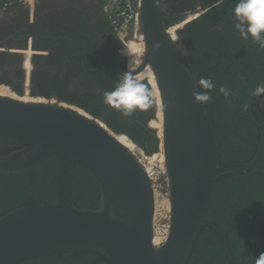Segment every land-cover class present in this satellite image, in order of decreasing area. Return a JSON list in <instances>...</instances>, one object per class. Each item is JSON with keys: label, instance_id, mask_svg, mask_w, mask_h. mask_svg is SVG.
I'll list each match as a JSON object with an SVG mask.
<instances>
[{"label": "water", "instance_id": "95a60500", "mask_svg": "<svg viewBox=\"0 0 264 264\" xmlns=\"http://www.w3.org/2000/svg\"><path fill=\"white\" fill-rule=\"evenodd\" d=\"M98 2L105 20L100 0ZM37 4L32 8L25 5L30 18ZM166 4V0H161L159 5L153 0H141L139 11L145 48L139 67L148 66L153 74L162 112L161 138L148 126L155 114L153 104L150 118L145 122L134 121L156 138V151L146 154L131 139L145 156L162 149L166 197L170 202L166 238L159 244L153 242L154 185L139 159L116 139L117 134L127 135L109 128L104 122L109 118L94 110L97 116L56 95L33 96V80L37 78H31V55L28 82L22 79L21 93L11 91L18 97L27 92L30 97H40L45 102L0 95V137L29 142L0 157V173L27 172L40 167L47 159H54L58 164L54 198L20 205L0 217V264H19L63 253L78 256L81 252L98 254L108 264H186L202 227L212 229L219 236L228 261L241 264L231 254L224 231L207 212L220 176L246 174L263 158L264 122L255 123L259 138L249 160L220 163L216 125L207 103H196L192 96L197 90L203 91L198 87L200 79L193 75L186 61L187 53L179 51L177 46L181 32L201 19L208 7L199 4L195 8L176 9ZM186 12L194 18L180 26ZM169 13L174 17L172 20H167ZM174 26L180 28L175 31L176 40L173 41L169 30ZM31 39L29 36L27 44L17 50L22 52L29 47L30 51H35L30 49ZM156 43L160 45L158 50L153 48ZM102 70L120 76L127 71V61L122 69L102 67L95 71ZM53 85L70 99H92L90 107L98 108L96 95L75 99L65 87ZM254 98L264 107V99L255 95ZM60 103L74 106L84 114ZM79 170L88 175L98 190L94 209L80 208L73 200V185Z\"/></svg>", "mask_w": 264, "mask_h": 264}, {"label": "flooded vegetation", "instance_id": "af4514ba", "mask_svg": "<svg viewBox=\"0 0 264 264\" xmlns=\"http://www.w3.org/2000/svg\"><path fill=\"white\" fill-rule=\"evenodd\" d=\"M175 1L176 7L173 8H181V0ZM216 1L218 4L214 7L221 5L214 10L209 8L211 5L208 6L207 13L201 19L187 26L181 32L177 46L178 49H181L179 51L187 53L186 61L196 79L205 77L201 73V69L196 68V61L198 62L201 58L203 68L208 66V74L215 76L212 81L216 87L224 86L233 93L226 100V104L231 105V113L234 112L242 118L236 123L240 126L238 130L241 131H231L228 137L234 142L225 145V147L230 148L232 153H241L242 151L251 153V158L258 141L248 138V128L243 125L242 121L246 120L255 127L256 121L264 122L263 118L258 119L254 116L264 107L260 106V102L252 94L258 85L264 84V48H260L251 40H242L235 30L233 9L237 0ZM166 3L170 5L168 2ZM184 4H187V8H191V6L195 8V6L201 5V0H186ZM230 6L231 14L226 11V8L229 9ZM188 13H185L182 20L186 19ZM193 18L194 16H190L186 21ZM178 28L179 26L170 28L169 33L172 39H175V31ZM29 36L32 37L30 49L35 51L19 52L17 49L20 50L27 44ZM128 48L125 52L121 51L118 40L111 33V29L101 15L98 0H40L31 18L25 5L14 1L0 0V93L9 95V92L3 91L2 88L21 93L22 79L25 78L26 70H30L28 58L33 55L31 78L52 80L55 84L65 87L66 91L71 92V96L75 99L96 95V100H99L98 108L90 107V109L112 121L122 120L124 122V129L117 132H123L129 137L128 139L126 136L120 135L126 141L127 148L143 164L153 182L154 228L162 239L168 231L167 212L170 211V202L158 183L160 173L163 178L165 177L163 159L160 158V155L154 161L149 160L134 144V142L138 143L139 127L135 125L133 119L137 117L138 121H144L147 117L150 118L152 106L146 110H137L132 114L133 117H126L118 110L112 112L115 109L104 103L103 93L111 91L120 76L110 70L95 71L102 67L122 69L126 65V61L128 66L130 58L138 67L142 56L138 57L137 53L144 52V48H140V44ZM193 52L200 54L195 53L197 60ZM133 54L134 56H128ZM213 60L218 61L216 66L212 65ZM147 69L149 68L147 67ZM148 84L152 87L155 97V115L148 122V126L155 129L161 138L162 112L153 75L148 80ZM23 96L29 97L28 95ZM260 97L264 99V95ZM22 100L27 99L23 97ZM35 101H42V99L37 97ZM60 105L84 114L74 106L65 103H60ZM208 108L210 114V104ZM243 110L246 113H243ZM217 117L220 118L219 115ZM216 121V125L219 127V120ZM118 138L122 140L121 137ZM152 142L143 143V149L149 151ZM28 144L29 142L20 143L0 137V157ZM159 153L162 154V151L160 150ZM232 153L229 151L230 155ZM42 166L43 164L40 166V176L43 172ZM19 198H21V203L16 200ZM37 200L32 203L51 201L48 199L44 201L43 198ZM13 202H17V204L14 205ZM7 203L10 204V207H7L0 217L20 205L31 204L29 203V170L14 174L0 173V207L1 204ZM262 221L261 214L253 218L252 227L249 226L251 232L246 235L249 236V242L262 245L264 240ZM163 222H165L164 225H162ZM245 239L242 238V241L244 242ZM56 259L60 260V262L57 261L58 264H92L90 258L83 255H78L76 258L70 256ZM25 262L19 264H26ZM27 262L29 261L27 260ZM34 264L45 263L35 259Z\"/></svg>", "mask_w": 264, "mask_h": 264}, {"label": "trees", "instance_id": "16d2710c", "mask_svg": "<svg viewBox=\"0 0 264 264\" xmlns=\"http://www.w3.org/2000/svg\"><path fill=\"white\" fill-rule=\"evenodd\" d=\"M185 1L186 0H181V8L187 6V4H184ZM166 2L170 3L171 7H176L175 0H166ZM216 2V0H201V5L203 7H208ZM219 6H216L211 10L216 9ZM226 9V11H229L231 14V6L229 9ZM173 18L174 17L171 13L167 14V20H172ZM212 20L214 21V19ZM216 52L218 51L216 50ZM193 53L195 59L197 60L196 54L199 53ZM217 63L218 61L216 60L212 61L213 66H216ZM196 68H200L201 73L204 74L203 76L206 78H210L212 80V78L215 77L213 74H208V66L203 68L201 58L198 62L196 61ZM33 83L34 86L32 87L31 91L33 96H44L45 98H49L51 95H56L58 99L74 102L91 114L97 116L96 113L90 109L89 103H91L92 99H70L57 86L53 85L55 84L53 81L48 82L46 80L37 79L36 81L33 80ZM218 89L219 87H216L210 91L212 98L209 102H207V108L210 104V116L213 118L214 125L217 124L216 120H219L220 124L219 127L216 125L215 128L219 145L220 163L247 161L250 159L251 153H247L246 151H242L241 153H232L230 148L225 147V145H229L230 143L234 142L230 140L228 134L231 131H241L238 130L240 126L236 123L241 121L242 118L238 114H234V112L231 113V105L226 104V100H228L229 97L233 95V93L225 98L224 95L218 91ZM244 104L242 105L243 107ZM243 113H246V111L243 110ZM255 114L256 115L254 116L258 119H264V108L260 109L259 113ZM217 115H219L220 118H218ZM133 116L134 115H131L130 117ZM134 119L138 121L137 118L134 117ZM145 120L140 122H145ZM229 121H231V123H229ZM104 122L114 131H120L124 129V122L122 120L112 121L110 119H104ZM134 123L139 127V138H137L138 143H136L143 149V143L147 144V142L153 141L149 151H156V138L137 122ZM242 123L248 128V138L253 141L256 140L257 142V128L246 120L242 121ZM18 142L24 143L25 141L19 140ZM144 151L146 154L149 153V151ZM229 151L232 153V155L229 154ZM42 167L43 172L41 176V167H36L32 170H29V203L36 202L38 201L37 199L41 198H43L44 201L46 199L52 200L54 198V182L58 170L57 161L54 159H47L44 161ZM72 197L75 204L83 209H94L97 205L98 190L94 182L81 170L77 172L73 185ZM16 200L21 203V198ZM13 203L14 205L17 204V202ZM7 207H10L9 203L1 204L0 214H2V212H4ZM259 214L263 216L261 228L264 234V156L261 161L246 174H224L220 176L216 181L213 197L207 212V216L216 224H218V226L224 231L231 254L241 264H255L256 257H258L261 253H264V240L262 241V245H258L255 242H249V236H246L249 234V232H251L249 226L252 227L253 218ZM242 238H246L244 242L242 241ZM78 255L89 257L92 264H108V262L98 254L81 252ZM70 256L74 258L77 257L75 256V253H63L47 257L34 258L32 260H28L29 262L26 261L25 263L34 264V260L39 259L43 263L48 261V263L58 264V260L56 258ZM58 262H60V260ZM186 264L232 263L228 261L223 254L219 236L212 229L208 227H202L198 233Z\"/></svg>", "mask_w": 264, "mask_h": 264}, {"label": "clouds", "instance_id": "9594fccd", "mask_svg": "<svg viewBox=\"0 0 264 264\" xmlns=\"http://www.w3.org/2000/svg\"><path fill=\"white\" fill-rule=\"evenodd\" d=\"M153 2L159 5L161 0H153ZM233 15L234 28L239 33L240 38L245 41L251 40L252 43L257 44L260 48H264V0H237L233 9ZM190 16L192 15L186 16V19L180 22V26H182ZM174 40H176V38L173 39V41ZM118 42L122 51L124 47L119 40ZM159 47V43L153 46V48L157 50ZM26 50H29V47H27ZM28 74L29 70H26L24 79L27 82L29 80V77H27L29 76ZM151 76L152 73L150 69L143 67L141 70V67H137L130 58L127 71L120 75V79L116 86L111 91H105L103 93L104 103L120 111L121 114L126 117L131 116L137 110L148 109L155 103L153 89L147 83ZM198 87L208 91L197 90L193 92V100L196 103L206 104L211 100L210 91L216 88V85L210 78L204 77L198 81ZM218 91L222 93L225 98L231 95L230 90L226 89L224 86L219 87ZM252 94L255 96L264 95V84L258 85ZM18 95L21 97L28 94L27 92H23ZM140 152L142 153L141 149ZM255 264H264V253L256 257Z\"/></svg>", "mask_w": 264, "mask_h": 264}, {"label": "built area", "instance_id": "2783aa9c", "mask_svg": "<svg viewBox=\"0 0 264 264\" xmlns=\"http://www.w3.org/2000/svg\"><path fill=\"white\" fill-rule=\"evenodd\" d=\"M9 1L28 5L32 8L40 0ZM100 2L105 20L109 23L115 37L121 42L123 47L126 46V43L133 42L134 40L137 42L138 37H142L139 27L141 0H100Z\"/></svg>", "mask_w": 264, "mask_h": 264}, {"label": "bare ground", "instance_id": "6f19581e", "mask_svg": "<svg viewBox=\"0 0 264 264\" xmlns=\"http://www.w3.org/2000/svg\"><path fill=\"white\" fill-rule=\"evenodd\" d=\"M187 22V21H186ZM134 34V33H133ZM169 35H170V33H169ZM171 36V35H170ZM172 38V37H171ZM133 41V40H132ZM140 44V48H144V45H143V43H144V41H143V37H138V40H137V42H135V40L133 41V42H129V43H126V46H124V48H123V52H125V50L127 51L129 48L128 47H132V46H134V45H136V44ZM145 49V48H144ZM143 53L144 52H138L137 53V56L138 57H140V56H143ZM128 56H134V54L133 55H128ZM125 57V56H124ZM126 58V57H125ZM127 59V58H126ZM139 66H140V64H139ZM138 66V67H139ZM148 66H145V68H147ZM149 68V67H148ZM150 69V68H149ZM141 70H142V68H141ZM152 73V72H151ZM153 75V74H152ZM148 83V82H147ZM2 90L3 91H8L9 92V95H7V94H3V93H0V95L1 96H7V97H10V98H15V99H21V101H33V102H37V101H35V99L37 98H33V97H27V96H21V97H18L16 94H14L10 89H6V88H2ZM25 98V99H27V100H22V98ZM40 98V97H39ZM40 99H42V98H40ZM160 99V98H159ZM41 102H45V100L44 99H42V101ZM78 113V112H77ZM120 135H122V134H117V136H116V139L123 145V146H125L126 148H127V145L125 144L126 143V141L125 140H123L124 138L122 137V136H125V135H122V136H120ZM118 137H121L122 138V140L120 139L119 140V138ZM127 137V136H126ZM128 139H129V137H127ZM128 149V148H127ZM129 150V149H128ZM160 150L162 151V149L160 148ZM130 151V150H129ZM131 152V151H130ZM145 155V154H144ZM161 155V157L160 158H162V154H160V153H155L154 155H150V156H146V158H148L149 160H151V161H154L155 159H157L159 156ZM163 159V158H162ZM162 164H163V162H162ZM146 171V170H145ZM147 173V172H146ZM148 175V174H147ZM153 223H154V218H153ZM155 229V228H154ZM154 232H155V237H154V240H153V242H154V244H159V243H161L165 238H166V236H167V233H168V231H167V233H166V235L161 239L160 238V236L157 234V232L154 230Z\"/></svg>", "mask_w": 264, "mask_h": 264}, {"label": "rangeland", "instance_id": "374dc122", "mask_svg": "<svg viewBox=\"0 0 264 264\" xmlns=\"http://www.w3.org/2000/svg\"><path fill=\"white\" fill-rule=\"evenodd\" d=\"M228 8V7H227ZM25 51H27V50H25ZM24 51V52H25ZM46 100H48V99H46ZM48 101H51V99L50 100H48ZM155 115V114H154ZM157 131L155 130V133H156ZM158 151H159V148H158ZM159 153V152H158ZM158 183H159V186H160V188L163 190V194H165L166 193V177H164L163 178V175H162V173H160V180L158 181ZM45 264H56V263H48V261H46V262H44Z\"/></svg>", "mask_w": 264, "mask_h": 264}]
</instances>
